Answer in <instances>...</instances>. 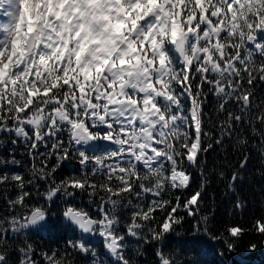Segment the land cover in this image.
<instances>
[{"label": "snow or ice", "instance_id": "snow-or-ice-1", "mask_svg": "<svg viewBox=\"0 0 264 264\" xmlns=\"http://www.w3.org/2000/svg\"><path fill=\"white\" fill-rule=\"evenodd\" d=\"M258 249L264 0H0V264Z\"/></svg>", "mask_w": 264, "mask_h": 264}, {"label": "trees", "instance_id": "trees-1", "mask_svg": "<svg viewBox=\"0 0 264 264\" xmlns=\"http://www.w3.org/2000/svg\"><path fill=\"white\" fill-rule=\"evenodd\" d=\"M234 264H264V250H257L253 254L241 252L234 258Z\"/></svg>", "mask_w": 264, "mask_h": 264}]
</instances>
